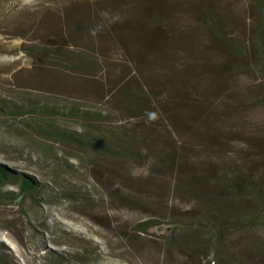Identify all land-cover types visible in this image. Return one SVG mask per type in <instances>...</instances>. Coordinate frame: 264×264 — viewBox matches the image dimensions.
Here are the masks:
<instances>
[{
    "label": "rangeland",
    "instance_id": "obj_1",
    "mask_svg": "<svg viewBox=\"0 0 264 264\" xmlns=\"http://www.w3.org/2000/svg\"><path fill=\"white\" fill-rule=\"evenodd\" d=\"M78 1L0 0V98L65 96L58 77L23 51L53 42V35L66 45L76 36L73 23L41 30L22 19ZM173 8L172 26L198 39L185 105L176 104L178 130L155 134L169 158L179 154V166L170 169L166 160L121 165L64 146L50 145L49 154L46 142L18 134L21 126L8 129L0 116V168L36 185L22 206L0 200V263L264 264V225L225 230L207 248L201 220L228 223L264 206V74L253 54L260 9L254 0H174ZM209 16L232 45L203 31ZM127 117L117 115L112 125ZM125 168L129 179L121 176ZM230 173L246 175L253 191L224 193L218 181ZM8 191L18 192L19 183L0 176V193ZM145 221L157 225L143 233L137 226Z\"/></svg>",
    "mask_w": 264,
    "mask_h": 264
},
{
    "label": "trees",
    "instance_id": "obj_2",
    "mask_svg": "<svg viewBox=\"0 0 264 264\" xmlns=\"http://www.w3.org/2000/svg\"><path fill=\"white\" fill-rule=\"evenodd\" d=\"M254 2L261 15L253 54L257 69L264 74V0ZM173 3L174 0H79L63 8H42L39 18L24 17V24L41 30L51 26L62 29L73 23L76 36H70L66 45L57 42L60 36L53 35V42L40 41L23 51L38 64L35 67L55 74L66 94L62 98L50 94L31 100L0 98V116L7 120L5 127L15 131L21 126L18 134L24 132L46 142L43 149L49 154L50 145L64 146L71 154L121 165L166 160L170 169L179 166V154L172 153L169 158L155 134L178 130L176 104L185 105L184 86L192 66L190 50L198 39L172 26ZM209 17V22H202L203 31L232 45L219 33L215 19ZM79 42L83 46L78 47ZM232 49L240 54V50ZM117 115H128L121 126L112 125ZM163 144L167 145L165 141ZM6 172L0 168L3 183L8 179L18 182L19 191L0 193V200L22 206L36 191V185L18 174L11 173L13 178H9ZM121 176L129 179L130 171L125 168ZM220 179L218 184L224 193L238 197L253 191L242 173ZM201 220L206 227L204 235H208L207 248L214 247L225 230L264 225V206L255 215L238 216L228 223L214 216ZM156 223L145 221L137 227L146 233Z\"/></svg>",
    "mask_w": 264,
    "mask_h": 264
}]
</instances>
